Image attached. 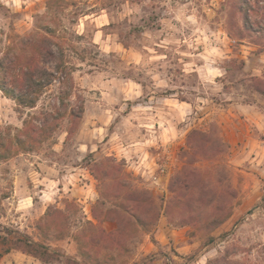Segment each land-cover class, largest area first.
Segmentation results:
<instances>
[{
	"label": "rangeland",
	"instance_id": "obj_1",
	"mask_svg": "<svg viewBox=\"0 0 264 264\" xmlns=\"http://www.w3.org/2000/svg\"><path fill=\"white\" fill-rule=\"evenodd\" d=\"M31 37L58 67L34 107L0 90V224L79 264H264V0H0V59ZM67 92L79 116L32 131ZM164 95L188 112L146 129ZM0 264L65 261L13 249Z\"/></svg>",
	"mask_w": 264,
	"mask_h": 264
},
{
	"label": "trees",
	"instance_id": "obj_2",
	"mask_svg": "<svg viewBox=\"0 0 264 264\" xmlns=\"http://www.w3.org/2000/svg\"><path fill=\"white\" fill-rule=\"evenodd\" d=\"M244 3L245 0H240ZM50 6V5H49ZM35 41L32 37L22 41L21 50L16 47L5 52V55L0 59V90L7 96L15 100L18 107H34L39 97L38 91L44 84L41 82L42 76L48 73L47 63L56 64L57 52L51 48L49 43ZM66 80L69 79V73L65 72ZM63 76H61V79ZM65 80V81H66ZM62 82V81H59ZM70 92L65 96L58 97L59 106H52V109L44 112V118L40 122V126L31 124V130L40 129L42 132L46 127H50V131L55 130L60 118L69 115L70 117H78L79 114L73 108L67 111L64 104L65 97H70ZM64 108H61L63 107ZM25 124L30 123L24 120ZM44 123H49V126ZM30 130V129H29ZM30 130V132H31ZM206 134L199 129H193L189 133V143L195 136H205ZM37 137V136H36ZM34 140L35 137L32 136ZM36 140V139H35ZM18 141L21 143L20 138ZM20 145V144H19ZM191 141L190 147L195 148ZM0 150V158L1 156ZM16 249L37 257L44 262H50L53 259L63 258L65 264H79V262L70 255H66L59 249L46 245L32 239L29 235L20 232L19 230L0 224V258L5 253ZM264 253V249H263Z\"/></svg>",
	"mask_w": 264,
	"mask_h": 264
},
{
	"label": "crops",
	"instance_id": "obj_3",
	"mask_svg": "<svg viewBox=\"0 0 264 264\" xmlns=\"http://www.w3.org/2000/svg\"><path fill=\"white\" fill-rule=\"evenodd\" d=\"M94 20H95V23H96V29L93 33V40L95 43H97V32H99V30L97 29V15L94 17ZM158 45H161V47H163V49H167L168 46L165 44V43H162V42H159ZM162 54L163 56H166V50H162ZM189 54L192 55V54H195L191 51H189ZM262 60V59H260ZM182 61L184 62V64H188V65H195V66H198V63L195 61L194 58H188V59H182ZM203 63V62H201ZM208 64V63H207ZM201 65V64H200ZM203 65V64H202ZM256 66H260L262 67V64H259V65H256ZM213 68V67H211ZM198 67H195L193 68V70H197ZM209 70V69H208ZM211 72H203V73H200L198 74V76L200 77H203V79H208V75H210ZM171 95H174V94H171ZM162 98L164 99V102L163 103H169V105L167 106H157L156 107V113H151L153 115H158V118H156L155 116H152L151 115V121H148V122H142L141 124H144V125H147L148 127H146V129H149V130H152L153 131H156V126L157 128L161 127L163 129H168V125L166 124H169V119L168 118V115L167 114H170L171 116H179V115H184L186 112H188V105L191 106V103L190 102H184V101H179V100H176L174 101V99L170 98V97H167V96H162ZM232 104V103H231ZM239 108H241V111H249L251 109V105L249 103H246V104H239L238 105ZM134 109V108H132ZM160 117H162L160 119ZM155 122H158V125H156ZM139 124V122H138ZM151 126H153L154 128H151ZM166 126V127H164ZM175 132H167V133H162L160 138H156L157 136H155L154 134L151 135L150 138H144V139H141L137 142H134L132 144H130L131 148L132 149H135V150H138L140 148H144V146L148 143V142H154L155 143H158V140L157 139H162V143H165L167 142L168 140H171L174 136ZM147 141V142H146ZM112 148H114L115 150L117 151H121L122 152H128L130 149H127L128 147L126 146H122V145H118V144H114L112 145ZM121 149V150H120ZM119 154V152H117ZM122 155V157H126L125 154H120Z\"/></svg>",
	"mask_w": 264,
	"mask_h": 264
},
{
	"label": "built area",
	"instance_id": "obj_4",
	"mask_svg": "<svg viewBox=\"0 0 264 264\" xmlns=\"http://www.w3.org/2000/svg\"><path fill=\"white\" fill-rule=\"evenodd\" d=\"M169 155L170 150L164 148L163 150H158L155 154V157L157 160H160L159 162H155L157 164V170L160 171V173L167 172L169 169Z\"/></svg>",
	"mask_w": 264,
	"mask_h": 264
}]
</instances>
